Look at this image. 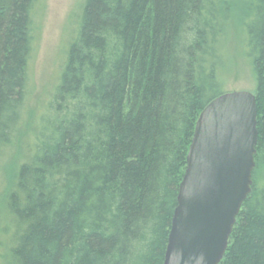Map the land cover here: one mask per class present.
Returning <instances> with one entry per match:
<instances>
[{
    "label": "trees",
    "instance_id": "obj_1",
    "mask_svg": "<svg viewBox=\"0 0 264 264\" xmlns=\"http://www.w3.org/2000/svg\"><path fill=\"white\" fill-rule=\"evenodd\" d=\"M43 0H0V162L26 124ZM6 196L3 264H163L196 122L224 94L230 0H81ZM245 48L264 156V0ZM264 161V160H262ZM255 170V169H254ZM219 264H264V182Z\"/></svg>",
    "mask_w": 264,
    "mask_h": 264
},
{
    "label": "water",
    "instance_id": "obj_2",
    "mask_svg": "<svg viewBox=\"0 0 264 264\" xmlns=\"http://www.w3.org/2000/svg\"><path fill=\"white\" fill-rule=\"evenodd\" d=\"M255 95L224 93L201 112L180 183L163 264H219L251 193Z\"/></svg>",
    "mask_w": 264,
    "mask_h": 264
},
{
    "label": "rangeland",
    "instance_id": "obj_3",
    "mask_svg": "<svg viewBox=\"0 0 264 264\" xmlns=\"http://www.w3.org/2000/svg\"><path fill=\"white\" fill-rule=\"evenodd\" d=\"M81 0H43L39 17V31L33 57L29 65L30 95L27 102L26 124L15 149L0 162V264L4 262L10 234L9 215L6 210V196L12 186V179L19 162V153L29 139V129L49 101L58 82L64 59V46L70 19L79 11ZM232 14L223 51V64L218 78L224 93H255L256 82L245 48V24L247 11L252 0H230ZM264 156L257 159L254 177L258 183L264 182Z\"/></svg>",
    "mask_w": 264,
    "mask_h": 264
}]
</instances>
